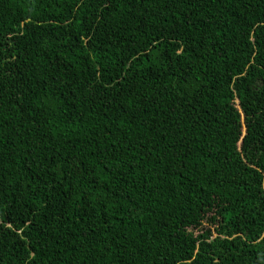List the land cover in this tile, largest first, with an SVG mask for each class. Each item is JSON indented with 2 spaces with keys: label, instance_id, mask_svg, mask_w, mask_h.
<instances>
[{
  "label": "trees",
  "instance_id": "obj_1",
  "mask_svg": "<svg viewBox=\"0 0 264 264\" xmlns=\"http://www.w3.org/2000/svg\"><path fill=\"white\" fill-rule=\"evenodd\" d=\"M0 264H264V0H0Z\"/></svg>",
  "mask_w": 264,
  "mask_h": 264
}]
</instances>
